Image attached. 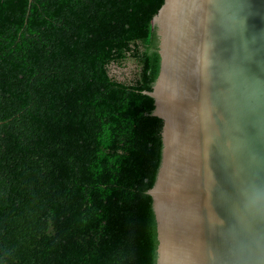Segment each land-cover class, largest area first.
Masks as SVG:
<instances>
[{"label":"trees","instance_id":"1","mask_svg":"<svg viewBox=\"0 0 264 264\" xmlns=\"http://www.w3.org/2000/svg\"><path fill=\"white\" fill-rule=\"evenodd\" d=\"M162 3L0 0V264H155Z\"/></svg>","mask_w":264,"mask_h":264},{"label":"water","instance_id":"2","mask_svg":"<svg viewBox=\"0 0 264 264\" xmlns=\"http://www.w3.org/2000/svg\"><path fill=\"white\" fill-rule=\"evenodd\" d=\"M155 264H264V0H163Z\"/></svg>","mask_w":264,"mask_h":264},{"label":"rangeland","instance_id":"3","mask_svg":"<svg viewBox=\"0 0 264 264\" xmlns=\"http://www.w3.org/2000/svg\"><path fill=\"white\" fill-rule=\"evenodd\" d=\"M134 68H135L134 63L131 61H127L125 65L122 67L117 68L115 66H112L110 71H111V74H114L119 79H122V78L130 76L131 73L135 70Z\"/></svg>","mask_w":264,"mask_h":264}]
</instances>
